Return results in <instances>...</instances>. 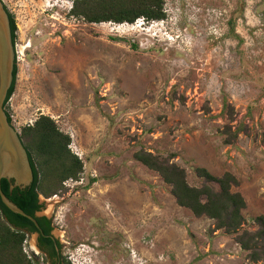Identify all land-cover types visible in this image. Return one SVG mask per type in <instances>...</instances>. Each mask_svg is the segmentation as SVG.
Masks as SVG:
<instances>
[{
    "label": "rangeland",
    "instance_id": "obj_1",
    "mask_svg": "<svg viewBox=\"0 0 264 264\" xmlns=\"http://www.w3.org/2000/svg\"><path fill=\"white\" fill-rule=\"evenodd\" d=\"M18 74L5 109L20 131L41 115L84 162L41 213L70 264H264L178 205L141 149L186 169L233 173L246 228L264 215V0H165L166 19L89 23L73 0H3ZM238 132L237 136L234 133ZM231 140L230 142H227ZM92 179H95L94 181ZM24 251L46 264L35 246Z\"/></svg>",
    "mask_w": 264,
    "mask_h": 264
},
{
    "label": "trees",
    "instance_id": "obj_2",
    "mask_svg": "<svg viewBox=\"0 0 264 264\" xmlns=\"http://www.w3.org/2000/svg\"><path fill=\"white\" fill-rule=\"evenodd\" d=\"M69 14L89 23L119 24L134 23L140 18L164 20L167 17L165 0H73ZM9 15L16 44L18 28L14 16L10 12ZM17 74L16 60L14 88L6 99L5 107L15 92ZM6 113L13 124L11 114L7 110ZM237 134L235 132L234 136ZM19 135L28 151L34 180L28 190H23L19 186L11 189L12 183L3 178L1 188L12 202L36 218L44 234L50 235L55 228L52 218L36 215L44 208L41 197L49 199L63 193L66 189L64 182L80 178L84 162L71 150V136L62 131L50 115L41 114L32 125L22 126ZM134 157L162 177L171 187V194L178 205L190 209L197 218L214 220V232L221 230L226 235L235 236L242 250L248 252L249 262L264 263V215L254 219L255 229L246 228L244 210L247 202L241 192L233 190L240 185V180L233 173L216 176L207 168L196 167L197 176L203 180L198 187L188 182L186 169L170 157L145 149L136 151ZM33 232H39L34 223L8 209L0 197V264H36L24 251L25 242ZM40 240L52 244L51 239H45L43 235H40ZM51 256L54 258V251Z\"/></svg>",
    "mask_w": 264,
    "mask_h": 264
},
{
    "label": "water",
    "instance_id": "obj_3",
    "mask_svg": "<svg viewBox=\"0 0 264 264\" xmlns=\"http://www.w3.org/2000/svg\"><path fill=\"white\" fill-rule=\"evenodd\" d=\"M16 44L9 12L3 0H0V197L3 204L12 212L31 220L43 233L36 218L12 202L2 191L1 180L7 178L11 189L19 186L28 190L34 180V173L18 129L9 122L5 110L6 99L15 83Z\"/></svg>",
    "mask_w": 264,
    "mask_h": 264
},
{
    "label": "flooded vegetation",
    "instance_id": "obj_4",
    "mask_svg": "<svg viewBox=\"0 0 264 264\" xmlns=\"http://www.w3.org/2000/svg\"><path fill=\"white\" fill-rule=\"evenodd\" d=\"M6 8L7 5L5 4ZM42 210L40 212H37V216H44L43 214H39L41 213ZM47 216V215H45ZM50 218V217H49ZM41 227V226H40ZM39 231V230H38ZM36 234V240H35V246L37 247V249L39 250V254H41V256L43 255L42 259L45 260L46 264H67L65 261V257H63V245L60 242V240L58 238L55 237V235L53 234V231L50 235H46L43 233L39 232H33L30 233V235H34ZM40 235H43L45 237V239H51V243L50 244L47 240H40ZM55 252V256L53 258V256H51L52 252Z\"/></svg>",
    "mask_w": 264,
    "mask_h": 264
},
{
    "label": "crops",
    "instance_id": "obj_5",
    "mask_svg": "<svg viewBox=\"0 0 264 264\" xmlns=\"http://www.w3.org/2000/svg\"><path fill=\"white\" fill-rule=\"evenodd\" d=\"M219 232H214L215 235H217Z\"/></svg>",
    "mask_w": 264,
    "mask_h": 264
},
{
    "label": "built area",
    "instance_id": "obj_6",
    "mask_svg": "<svg viewBox=\"0 0 264 264\" xmlns=\"http://www.w3.org/2000/svg\"><path fill=\"white\" fill-rule=\"evenodd\" d=\"M65 184H66V182H65Z\"/></svg>",
    "mask_w": 264,
    "mask_h": 264
},
{
    "label": "clouds",
    "instance_id": "obj_7",
    "mask_svg": "<svg viewBox=\"0 0 264 264\" xmlns=\"http://www.w3.org/2000/svg\"><path fill=\"white\" fill-rule=\"evenodd\" d=\"M72 8V7H71ZM71 10V9H70Z\"/></svg>",
    "mask_w": 264,
    "mask_h": 264
},
{
    "label": "bare ground",
    "instance_id": "obj_8",
    "mask_svg": "<svg viewBox=\"0 0 264 264\" xmlns=\"http://www.w3.org/2000/svg\"><path fill=\"white\" fill-rule=\"evenodd\" d=\"M4 2V1H3Z\"/></svg>",
    "mask_w": 264,
    "mask_h": 264
}]
</instances>
